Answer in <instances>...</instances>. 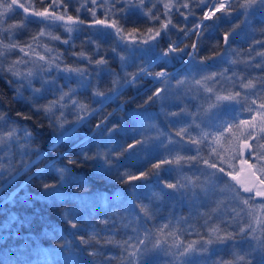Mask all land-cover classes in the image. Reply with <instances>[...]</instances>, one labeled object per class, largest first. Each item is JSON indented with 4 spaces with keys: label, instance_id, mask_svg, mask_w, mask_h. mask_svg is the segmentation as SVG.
<instances>
[{
    "label": "trees",
    "instance_id": "trees-1",
    "mask_svg": "<svg viewBox=\"0 0 264 264\" xmlns=\"http://www.w3.org/2000/svg\"><path fill=\"white\" fill-rule=\"evenodd\" d=\"M33 2L36 9L43 10L50 0H42L43 7L37 0ZM188 2L189 8L181 7L179 12L176 7L172 9L171 18L175 28L169 25L156 40L148 44H135L146 48L155 44L157 52L166 50L170 43L184 49V52L173 54L171 62L165 66L170 86L154 84L150 77L138 78L134 84L125 87L122 94L102 107L97 101L114 95L116 89L127 84L131 75L147 66L148 61L142 59L139 53L126 58L129 64L126 74L119 56L113 52L118 38H100L93 28L83 30L84 44L78 38L69 45L49 41L50 46L63 54L61 67L80 68L86 73L83 77L75 76L67 83L63 82L62 77L58 78L60 83L65 84L64 91L76 90L63 102V116L36 111L37 107L43 108L53 98H59V94L53 97L48 88H42L45 84H32L33 88L41 89L36 95L42 98L36 99L26 83L23 86L19 82H12L14 78L6 73L0 76V112L5 114L9 127L12 126L11 122H15L16 126L27 128L31 133L28 139H24L23 132L19 133L18 143L0 139V264H129L130 245L137 243V234L145 238L143 247L146 252L140 264H178V249L174 245L184 246L196 241L195 247L199 248L208 238L209 228L216 226L221 229L220 235H224L225 231L233 233V240L228 243L236 247L228 248L225 252L221 250L225 245H206L208 251L197 256L196 264H219L222 259L237 264L232 253L244 257L238 264H264V244L261 243L264 237L261 232H255V239L251 232L247 235L239 233L241 226L247 227L252 222L248 210L231 198L233 192L223 185L214 188L213 179L200 174L203 170H214L206 169L203 162L184 159L177 164L174 160L177 155L194 154L185 153L183 145L193 150L198 147L188 144L187 134L182 140L176 133L182 127H187L184 123L189 119L187 114L194 113L203 102L202 98L209 95L201 89V99H196L195 90L190 89L187 83L178 87V81H190L191 76L186 75L189 65L200 64L207 69L201 76L216 73L217 89L225 83L230 85L235 81L239 85L241 81L247 83L248 80L255 87L240 89L242 94L264 87V68L257 67V64H264V56L260 55L264 53V23H260L264 17L259 14L249 16L246 23V17L239 15L243 11L239 4L244 0H235L231 3V9L227 7L217 12L212 20L203 21L210 27L197 29L196 24L203 20V13L208 11L209 6H202L200 0ZM77 7L74 1L68 4V14L77 17ZM112 7L117 9V14L110 17L108 22L116 19L126 31L137 30V41L141 34H148L149 28L155 30L160 27V20L149 19L144 11L167 20L164 7L157 1L145 4L143 11L132 9L129 13L122 10L121 4ZM254 7H259V0ZM17 12L7 20L10 24L23 22L21 10ZM180 12L185 15L191 12L192 15L185 20ZM80 19L88 27L93 21L85 14H81ZM41 27L29 23L25 28L17 29L16 42L27 44ZM94 28H98L97 25ZM189 29L199 35L185 36ZM226 33L229 34L227 44L223 39ZM193 44L196 45V54L190 61L185 53L192 52ZM81 51L93 62L78 60L74 53ZM119 54L125 56L126 52ZM100 58H104L106 64L97 65L95 61ZM233 60L237 63H231ZM159 69L160 65H154L153 75ZM192 76H196V73L193 72ZM225 77L231 79L225 81ZM117 78L120 85L114 83ZM208 83L211 85L213 82ZM157 90L159 97L155 95ZM97 91L103 95H94ZM18 92L23 99L17 98ZM150 96L152 99H149ZM73 99L84 104L86 110L73 105ZM227 103L222 102L220 112ZM134 113H146L148 118L138 120ZM244 115L247 117L248 114ZM222 119L229 117L225 115ZM73 124H78L76 131L61 141ZM3 131L0 125V132ZM188 132L197 137L199 129L189 128ZM256 136V140L248 141L253 146L250 152L253 156L264 155V147H257V140L264 145V139H261L264 134L256 130ZM130 144H135V148H130ZM157 145L159 148H156ZM199 147L202 148L201 156L210 157L211 161L220 165V160L210 153L206 144ZM169 149L172 151L169 152ZM221 155L225 158L223 166L227 171L232 175L240 171L242 153L233 155L222 152ZM162 159L173 162L155 169L153 165ZM246 159L253 164V159L248 156ZM229 164L232 167L229 168ZM254 166L260 168L264 166V161L257 159ZM169 168L173 171L165 170ZM142 173L147 175L134 179ZM182 176L193 177L207 186V194L197 189L205 206L202 207L200 202L194 206L190 194L182 197L179 191L172 194V189L164 188L163 178L175 181ZM224 179L238 189L230 176ZM52 183L55 187L43 189ZM136 213H139V217ZM247 216H250V221L246 219ZM69 221L75 223L76 227H70ZM166 223L169 228L161 233L159 229ZM252 227L255 228L254 223ZM145 229H148L147 233ZM157 240L160 241L158 248L154 247ZM212 249H216V252L213 253Z\"/></svg>",
    "mask_w": 264,
    "mask_h": 264
},
{
    "label": "snow or ice",
    "instance_id": "snow-or-ice-1",
    "mask_svg": "<svg viewBox=\"0 0 264 264\" xmlns=\"http://www.w3.org/2000/svg\"><path fill=\"white\" fill-rule=\"evenodd\" d=\"M37 2L41 3L42 0H37ZM72 3V0H51L48 7H43V10L36 9L35 5L32 3V0H26V2H22V0H0V76H2L5 72L10 74L11 77L14 78L12 82H19L21 84H25L29 88V90L33 93V96L36 99L42 98L41 96H37V93L41 92L39 88H33V80L42 79L39 76L40 71H48L51 72L53 68L57 70V72L64 73H76L78 76L83 77L86 75L84 69L64 66L61 67L63 63V54L55 49L54 46L49 45V41H58L61 44L69 45V41L71 40V35H69L68 39H62L60 35L54 34L56 30L59 28H63L66 33H73L74 31H82L81 27H72L70 25L82 26L85 21L81 20L79 16L73 17L68 14V4ZM79 7L76 8V12L79 13L81 9L86 11H91V15L93 17V21L89 24V27H94L95 25H102L103 28L113 29L112 32H106L102 30H98L95 34L103 39H108L110 37H117L118 42L116 48H113V52H115L121 61L122 69L127 70L129 64L124 55H120V52H127L129 56L135 57L137 53H139L142 59H146L148 61L147 66L141 67L138 73L131 75L128 79L127 84L120 85V80L117 78L114 83L120 85L114 95L106 96L104 99L97 101L102 107L110 102L111 100L118 97L122 94L125 87L131 86L134 84L138 78H144L151 76L154 84L166 85L169 84V73L166 69V65L171 62V58L173 54L177 52H184L183 48H179V46L175 43H170L166 50L162 52H157V45L152 44L148 48L141 49L137 47H126L123 45V42L127 40L129 43L135 45L138 43L148 44L150 41L156 40L157 37L161 36V32L168 29L169 25H172L173 28L176 25L172 24L171 11L173 7H176V11L179 12L181 7L189 8L188 0H179L178 3H174V0H168V2L163 4L165 9L164 15L167 16V20H161L159 15H154L151 12H145L144 14L149 17V19L160 20V27L157 29L149 28L147 30V35L141 34L137 41V30L133 29L132 31H126L124 28L120 26L116 19H112L108 22L110 17H114L117 14V9L113 8V5L117 3H121L122 10L126 13L131 12L132 9H141L143 8L144 0H139L138 4H133L132 0H78ZM200 4L202 6L208 5L209 10L203 13V20L196 24V28L201 27H210V25L203 24V21L212 20L217 12H221L225 10V4L221 3L220 0H200ZM257 4V0H244V3L239 4V7L243 9L239 13V15H244L247 18L249 16H259L264 17V0H259V7H254ZM89 5H92L89 8ZM97 5H100L104 9V19H98L96 17ZM219 5V6H217ZM227 7L231 9L233 7L232 4H228ZM49 8L52 10L50 11ZM23 9V12L26 14L23 18L22 23L9 24L5 27V22L15 15L18 14L17 10ZM57 9H62V12H58ZM251 10V11H249ZM180 15H183L185 20H187L189 15H192L189 12L185 15L183 12H180ZM35 18V19H30ZM59 22V23H58ZM29 23H36L41 25L40 31L32 37L31 41L25 45H21L16 42L17 40V29H23ZM260 23H264V20H261ZM180 31H184V29H180ZM185 36L190 34L199 35L195 33L192 29H189L188 32L184 33ZM225 44L228 43L229 34L224 35ZM7 41V42H5ZM74 46V45H73ZM187 47V45L185 46ZM37 48L42 49L41 51H37ZM192 52L185 53L189 56V60L191 61L196 54V45H191ZM119 49V52L117 51ZM16 50L19 53H23V56H20L18 59L12 60L10 63L8 62V58L11 55L12 51ZM98 52V48H97ZM78 57L80 61H87L88 63H92L91 57L86 55L85 52L81 51L78 54L74 53ZM260 55L264 56V53H260ZM24 57H28L27 60ZM183 59V57H180ZM97 65L106 64V60L104 58L97 59L95 61ZM203 61H201V64ZM231 63H237L235 60L231 61ZM32 65L29 67L27 71H21L19 65ZM154 65H160V69L155 71L154 75L152 73V68ZM211 67V66H210ZM257 67L264 68V64H257ZM195 72L196 76H192V73ZM207 69L200 66V64H190L188 67L187 76H191L190 81L179 80L178 87H183L186 83L189 85L190 89L195 90V98L201 99L200 90L203 89L205 93L209 95L203 97V102L200 103L194 113H188L189 119L185 120L184 123L187 127H182L177 133V136H180L182 140L185 138L187 134L188 144L197 145L198 147L193 150L187 145H183V150L185 153H194L192 155L187 156H179L177 155L174 160L177 164L180 163L181 160L187 159L189 161H196L197 163L203 162L206 165V169H213L214 171L208 172L207 170L200 171V174L206 177H211L214 181V188L224 186L229 192H233L232 199L236 201L238 204H242L244 208L248 210V214L252 217V222L247 224V227L241 226L239 228V233L243 235H247L249 232L253 234L252 238L255 239L256 228L252 227V224H256L261 229V236L264 237V190H254L252 187L244 186L243 193H247V196H242L239 189H234V186L229 184L228 181L224 179L226 176H230L233 181H236L238 178L235 175H232L229 171L225 169L223 164L225 163V158L221 155L222 152H230L233 155L236 154H244L247 155L250 159H253V164H249V168H253L254 164L259 161H264V155L253 156L251 152L247 151L253 146L248 143L249 140H256V130L258 129L259 133L264 134V87L255 88L253 91H244L243 94L240 89L249 90L254 89V84L251 80H248L247 83L240 82L239 85L234 81L230 85L224 84L220 89L216 88L217 78L216 73H212L211 75H203L202 73H206ZM127 74V72H126ZM200 77V78H197ZM65 81H71L73 77L71 75L64 77ZM225 81L231 79L228 77L224 78ZM239 79V78H238ZM208 81H212L213 83L209 85ZM81 86L83 87L82 81H79ZM47 83V81H45ZM54 87V85H50L49 91ZM60 92L59 98L54 99L50 104L44 106L43 108L37 107L36 111H43L46 115L52 114L54 110L57 109L59 105L60 108L64 107L63 102L66 98H70L72 94L76 92L75 89H69V91H63L62 89L58 90ZM165 92H167V87H165ZM96 96L103 95L101 92L97 91L94 93ZM155 95L159 97V90L156 91ZM212 97H215L213 100ZM18 99H23L22 94L17 93ZM163 99V97H160ZM149 99H152L150 96ZM222 102H228L226 105H223V112H220L219 109L222 106ZM72 104L77 106L80 110H86L85 105L79 103L77 100H72ZM255 106V107H253ZM245 113H247V117H245ZM21 115V114H17ZM134 117L138 120H143L148 118V114L146 113H134ZM175 115V113H173ZM228 116L229 119H222L223 116ZM23 119H28V117H22ZM178 123V122H173ZM0 125L3 126L4 131L0 132V139L7 140L9 143L16 141L17 143L19 138V133L23 132L24 139H28L31 137V133L27 130V128L16 126L15 122H11V127H9V122L5 119V114L0 112ZM62 126V125H61ZM78 124H73V128L71 131H75V127ZM99 127V126H98ZM199 129L197 133V137L191 136L188 132V129ZM206 129H212L213 131H206ZM261 139H264V136H261ZM170 142H172L170 140ZM180 143V142H176ZM206 144L209 148L210 153L215 155L220 160V165L215 161H211V158H204L200 155L202 152V148L199 145ZM130 148H135V144H130ZM257 147H264V145L260 144V141L257 140ZM159 148V145L156 146ZM172 149H169L171 152ZM172 160L162 159L160 163H155L153 167L155 169H160L162 164H171ZM247 163V161H245ZM228 167H232L231 164ZM169 171H173V169H165ZM258 171L261 173L262 178L258 181L260 184V188L264 189V166H261ZM147 175L146 173H142L141 176L134 177V179H140L142 176ZM164 188L172 189L174 194L179 191L182 197H187L189 194L191 195L193 205L200 202L201 206H205L204 202H201L200 195L197 189L204 190L207 194V186L202 184L198 179H194L193 177H183L179 180L173 181L172 179L163 178ZM171 181V182H169ZM187 190V191H183ZM166 195V193H164ZM254 197H258L259 200L255 201ZM233 211H236L233 208ZM259 212L262 215L256 216L255 214ZM139 217V213L135 214ZM211 215V213H209ZM236 215H239V212H236ZM143 221L144 218L140 217ZM224 221H222L223 223ZM205 225L207 226V220L205 221ZM230 226V225H229ZM72 227L75 228V223H72ZM169 228V225L166 223L162 225L159 229L161 233L164 232L165 229ZM145 232H148V229H145ZM221 229L219 226L210 227L208 232V238L203 240L200 244L199 248L195 247L196 241H193L187 245H174L177 247L178 251L176 256L178 258V264H196V258L199 254L208 251L206 245L220 244L225 245L222 251L227 252L228 248L236 247V245L228 243L233 240V233L229 231H225L224 235H220ZM137 243L135 245H130L131 251H129L128 255L131 258L129 260V264H140L141 257L146 252V248H144L145 238L135 237ZM264 244V239L261 241ZM160 241L157 240L154 247H159ZM212 252L215 253L216 249H212ZM235 258V261L238 262L243 260L244 257L239 253H232ZM219 264H233V261H229L226 259H222Z\"/></svg>",
    "mask_w": 264,
    "mask_h": 264
},
{
    "label": "rangeland",
    "instance_id": "rangeland-1",
    "mask_svg": "<svg viewBox=\"0 0 264 264\" xmlns=\"http://www.w3.org/2000/svg\"><path fill=\"white\" fill-rule=\"evenodd\" d=\"M72 1H74V2L76 3V5L79 7L78 0H72ZM152 1H157V2H159L162 6H163L164 3L168 2V0H144L142 11L144 10V5H145V4L148 5V4L151 3ZM176 1H177V0H174V3H176ZM234 1H235V0H220L221 3H224V4H225V9L227 8V5H228V4H231V3H233ZM22 2H26V0H22ZM50 2H51V0H50ZM132 2H133V4H138V3H139V0H132ZM32 3L34 4L33 0H32ZM49 4H50V3H49ZM49 4H48V5H49ZM118 4H121V3H117V5H118ZM48 5H47V6H48ZM217 6H219V5H217ZM91 7H92V5H89V8H91ZM116 8H118V7L116 6ZM174 8H175V7H173L172 9H174ZM49 9H51V8H49ZM18 10H21L22 17H24V16L26 15V14L23 12V9H18ZM51 10H52V9H51ZM140 10H141V9H140ZM208 10H209V8H208ZM57 11H58V12H62L61 9H57ZM148 11H149V10H148ZM144 12H147V11H144ZM81 14H85L86 16L89 17V19H92V18H93L92 15H91V11H86V10H84V9H81V11H80L79 13L76 12V16L78 15L79 18H80V15H81ZM96 17H97L98 19H101V20L104 19V9H103V7L100 6V5H97ZM31 19H35V18H31ZM82 19H83V18H82ZM5 23H7L8 25L10 24L8 21H6ZM58 23H59V22H58ZM7 24H6L5 27L8 26ZM11 24H15V23L12 22ZM70 26H72V27H74V28H75V27H81L83 30H86V31L90 30V28L96 29L97 31H98V30H102L101 28H103L102 25H97L98 28L88 27V26H84V25H82V26L70 25ZM39 28H40V25H39ZM83 30H82V31H79V32L74 31L73 33L69 34V33H66V32L64 31L63 28H59L58 30L55 31L54 34H56V35H60L61 38H63V39H68L69 35H71V40H70L69 42H72L74 39H77V38H78V39L81 41V44H84L85 41H83V40H84V39H83L84 37L82 36ZM102 31H103V30H102ZM5 42H7V41H5ZM123 43H127L126 45H124V46H126V47H137V45H133V44L129 43L127 40L124 41ZM72 45H75V44L72 43ZM73 47H74V46H73ZM138 47H139V46H138ZM139 48L144 49V48H146V47H139ZM37 51H41V52H42V49L37 48ZM138 55H139V54H138ZM20 56H23V53H19L18 51L13 50L12 53H11V55H10L9 58H8V62L10 63L12 60L18 59ZM125 56H126V58H128V57L131 58V56H129V54H128L127 52H126ZM24 59L27 60L28 57H24ZM19 67H20L21 71H27V69H28L29 67H32V65H30V64H29V65H23V64H22V65H19ZM5 73L8 74L7 72H5ZM8 75L10 76V74H8ZM68 75H71V76L73 77V79H75V76L78 77V75H77L76 73H71V74H69V73H64V72H57V70H56L55 68H53L51 72H48V71H40V72H39V76H40L42 79H40V80L34 79V80H33V83H34V82H39V84H41V85H42V84H45L44 86H42V88H48V89H49L50 85H54V87H52V89L50 90V92L52 93L53 97H56L57 94L60 95V92L58 91L59 89H62V90L64 91V87H63V86L65 85L64 83H67V82L65 81L64 77H65V76H68ZM10 77H11V76H10ZM59 77H62L64 83H63V82L60 83V82L58 81V78H59ZM148 77L152 78L151 76H148ZM12 78H13V77H12ZM45 81H47V83H45ZM25 83H26V82H25ZM58 84H59V85H58ZM22 85L24 86V84H22ZM83 87H84V86H83ZM43 94H44V93H43ZM50 98H52L51 95H50ZM53 100H54V98H53ZM53 100H52V101H53ZM52 101H50V102H52ZM58 110H60V113H59V114L57 113ZM97 111H98V110H97ZM53 113H55L56 116H63V115L65 114V107L60 108L59 105H58V106H57V109L54 110ZM95 113H96V112H95ZM76 129H77V128H75V131H76ZM257 130H258V129H257ZM75 131H71V130H70V132H69L68 134H66L65 136H62V140H61V141L67 139V138H68L70 135H72ZM250 150H251V148L248 149L247 151L250 152ZM246 156H247V155L242 154V161H241V163H240V171H241L242 169H244V168L246 167V165L249 163V161H247V159H246ZM245 161H247V163H245ZM254 167H255V166H254ZM258 169H259V168L255 167L256 172L260 175V177H262V175H261V173L258 171ZM240 171H239V172H240ZM236 174H237V173H236ZM256 190H261V189H256ZM255 215H256V216H261L262 214L259 213V212H257ZM246 219L250 221V216H247ZM251 219H252V217H251ZM255 228H256V233H257V234L261 232L260 227H258L256 224H255Z\"/></svg>",
    "mask_w": 264,
    "mask_h": 264
},
{
    "label": "water",
    "instance_id": "water-1",
    "mask_svg": "<svg viewBox=\"0 0 264 264\" xmlns=\"http://www.w3.org/2000/svg\"><path fill=\"white\" fill-rule=\"evenodd\" d=\"M249 164H251V163H248L244 169H242L237 174H234L238 178L236 181H233L231 179V177H230V179L234 182L236 187L245 196H247L248 194L247 193H243V187L244 186L252 187L254 190L261 189L260 188V184L258 183V181L261 179V177L256 172L254 166H253V168H249L248 167ZM261 190H264V189H261ZM254 199H255V201L259 200L258 197H254Z\"/></svg>",
    "mask_w": 264,
    "mask_h": 264
},
{
    "label": "clouds",
    "instance_id": "clouds-1",
    "mask_svg": "<svg viewBox=\"0 0 264 264\" xmlns=\"http://www.w3.org/2000/svg\"><path fill=\"white\" fill-rule=\"evenodd\" d=\"M49 186H51V187H55V184L52 183V184H50V185H45V187H44L43 189H44V190H47V188H48ZM69 226L72 227V222H71V221H69Z\"/></svg>",
    "mask_w": 264,
    "mask_h": 264
}]
</instances>
